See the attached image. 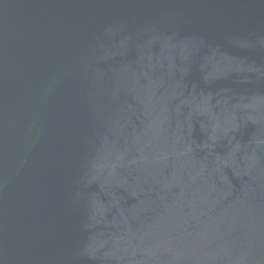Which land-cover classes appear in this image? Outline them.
<instances>
[{
  "label": "water",
  "instance_id": "obj_1",
  "mask_svg": "<svg viewBox=\"0 0 264 264\" xmlns=\"http://www.w3.org/2000/svg\"><path fill=\"white\" fill-rule=\"evenodd\" d=\"M0 264H264V0H0Z\"/></svg>",
  "mask_w": 264,
  "mask_h": 264
}]
</instances>
